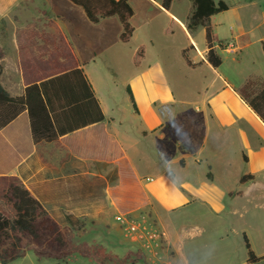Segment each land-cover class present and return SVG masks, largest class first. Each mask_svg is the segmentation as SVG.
Returning a JSON list of instances; mask_svg holds the SVG:
<instances>
[{"label":"crops","instance_id":"1","mask_svg":"<svg viewBox=\"0 0 264 264\" xmlns=\"http://www.w3.org/2000/svg\"><path fill=\"white\" fill-rule=\"evenodd\" d=\"M67 1L60 6L57 0H0V84L12 97L23 95L19 53L36 48L47 58L68 47L93 89L104 120L62 135L61 148L46 144L40 154L27 113L22 112L0 128V176L17 177L60 225L69 227L68 216L84 222V234L76 243L101 244L96 231L110 235L122 215L152 219L162 234L157 256L148 252L142 240L127 236L125 240L114 237L110 249L105 247L119 257L128 251L143 252L145 260L135 264H250L243 236L261 258L251 264H264V123L238 93L248 78L230 92L229 81L220 74L223 61L220 67H212L206 59V41L203 49L196 46L192 38L196 30L189 33L186 27L192 3L183 13L181 0H172L168 9L163 0H129L134 31L130 41L122 43L117 16L92 24L80 7ZM91 29L98 35L91 37ZM247 35L238 30L237 48L247 46ZM213 41L216 50L220 42L214 34ZM261 42L264 45V37ZM110 45L153 68L178 62L186 80L196 75L201 79L196 93L199 106L185 112L193 129L192 143L190 134L181 132L172 155L158 150L164 123L150 102L176 104L174 92L165 85L156 89L144 112L139 111L132 88L136 107L129 99L132 114L124 115L104 101L89 70L106 61L102 54ZM92 48L100 55H89ZM186 49L188 61L183 55ZM251 77L264 79V75ZM156 152L158 161L153 158ZM201 163L210 182L223 181L222 167L238 165L233 176L237 186L224 187L214 203L207 192L189 182ZM245 175L252 179L240 183ZM76 177L86 181L98 177L106 187L99 196L81 197L74 189ZM159 179L163 190L155 185ZM158 192L171 193L165 198ZM176 211L183 218L178 228L162 218ZM191 211L201 214L195 217ZM231 234L239 240L231 239ZM116 247L123 250L121 255Z\"/></svg>","mask_w":264,"mask_h":264},{"label":"trees","instance_id":"2","mask_svg":"<svg viewBox=\"0 0 264 264\" xmlns=\"http://www.w3.org/2000/svg\"><path fill=\"white\" fill-rule=\"evenodd\" d=\"M80 7L87 20L97 24L101 19L117 16L122 32V43L130 41L133 27L130 19L133 10L129 0H69ZM191 13L187 19V30L193 33L204 27L208 63L218 68L222 64L213 41L210 20L213 16L228 10V5L216 0H190ZM172 0H163L165 9ZM264 54V45L262 44ZM188 49L183 51L187 59ZM58 57L61 62H58ZM189 63V62H188ZM18 67L22 75L24 92L12 97L0 84V128L12 122L22 112H26L30 133L36 150L46 144L61 148L59 138L90 124L104 120L101 106L93 89L86 79L78 61L68 47L61 48L58 54L45 58L38 49L19 53ZM126 92L135 109L134 97L129 85ZM241 99L264 123V79L249 77L238 91ZM245 175L240 183L251 180ZM75 190L81 197H94L102 194L106 182L98 177L86 181L76 177ZM69 227L60 225L43 207L32 192L15 176H0V264H9L31 252L37 260L50 259L56 264H67L84 259L93 264H135L145 260L141 251H128L122 257L107 251L97 243L79 242L85 231L84 222L67 217ZM247 250V262L255 263L258 258L250 249L246 236H243Z\"/></svg>","mask_w":264,"mask_h":264},{"label":"rangeland","instance_id":"3","mask_svg":"<svg viewBox=\"0 0 264 264\" xmlns=\"http://www.w3.org/2000/svg\"><path fill=\"white\" fill-rule=\"evenodd\" d=\"M60 6H63L67 0H57ZM184 5L183 13L186 12L188 3L191 1L181 0ZM219 1V0H216ZM228 5V10L213 16L210 20V26L214 36L218 39L216 52L220 55L223 64L220 68L222 77L229 81L230 92L237 89L243 80L251 76L264 75V54L262 50V39L264 37V0H222ZM93 28V27H92ZM239 29L247 31V46L245 48H237L238 42L234 39ZM91 37L97 36L98 31L91 29ZM192 38L199 49L205 46L204 28L199 27L192 34ZM231 43L236 49L234 53H227L223 50V46ZM93 53L99 54L97 50L92 48L89 55ZM100 55V54H99ZM106 58L105 62L98 63L93 69L89 70L95 86L104 101L114 109H119L122 114L133 113L126 86L132 88L139 111L144 112L148 109L149 101L153 98L156 89H161L164 85L174 92L176 104H164L162 100H153L150 102V108L154 110L163 120L164 129L162 130L163 139L160 140L161 150L172 155L175 150L176 142L181 132L190 134V142L194 140L193 129H190V123L185 118V112L195 111L199 106L196 99V93L201 89L202 81L196 75L190 79L185 78V71L181 69L178 62L162 67L153 68L147 63H139L131 52H118L113 46H109L107 51L102 54ZM174 56V54H173ZM261 80V78L254 77ZM190 80V81H188ZM220 84L222 82L220 81ZM153 90V91H152ZM227 90V91H229ZM162 90L159 95H162ZM234 106L237 103L229 100ZM235 103V104H234ZM157 148V147H156ZM153 158L158 161L157 152ZM239 166L233 164L230 168L222 167L221 174L223 176L221 182L209 181L206 178V165L201 163L197 167L194 174H191L190 184L197 186L200 190L207 192L211 200L215 203L220 200V195L224 191V187L233 188L237 186V182L233 181L234 174L238 171ZM146 171H149L147 169ZM147 174V173H146ZM153 180L155 175L147 174ZM162 188V180H157L155 185ZM164 188H162L163 190ZM161 197L167 198L171 192H158ZM193 216L200 215L191 211ZM182 213L163 215V221L178 228L182 223ZM152 220V219H151ZM96 239L100 243L110 249V241L113 238H124L125 233L118 225H113L110 235L101 230L96 231ZM90 239L89 236L87 240ZM231 239L238 241L239 239L231 234ZM109 242V243H108ZM115 251L121 255L123 250L115 248ZM84 262V263H82ZM9 264H56L50 259L37 260L31 252L26 253V257L21 260ZM63 264V263H61ZM67 264H93L84 259H78V262Z\"/></svg>","mask_w":264,"mask_h":264},{"label":"built area","instance_id":"4","mask_svg":"<svg viewBox=\"0 0 264 264\" xmlns=\"http://www.w3.org/2000/svg\"><path fill=\"white\" fill-rule=\"evenodd\" d=\"M227 53H234V47L231 43L226 44L221 49ZM116 222L125 236L142 240L148 252L158 255L162 245V234L156 228L154 222L147 216L134 217L131 215H122L116 218Z\"/></svg>","mask_w":264,"mask_h":264}]
</instances>
